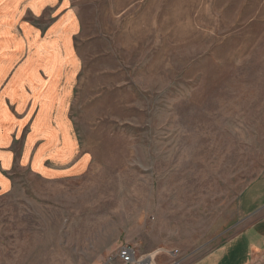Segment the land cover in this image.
<instances>
[{"label": "rangeland", "instance_id": "1", "mask_svg": "<svg viewBox=\"0 0 264 264\" xmlns=\"http://www.w3.org/2000/svg\"><path fill=\"white\" fill-rule=\"evenodd\" d=\"M71 3L69 114L86 163L44 177L16 162L0 264H123L124 245L136 264H193L264 213V0ZM52 14L31 19L44 38ZM259 226L241 263L264 264V246L248 247L264 244Z\"/></svg>", "mask_w": 264, "mask_h": 264}, {"label": "crops", "instance_id": "2", "mask_svg": "<svg viewBox=\"0 0 264 264\" xmlns=\"http://www.w3.org/2000/svg\"><path fill=\"white\" fill-rule=\"evenodd\" d=\"M48 10L54 13L55 22L47 26L46 40L31 19H40ZM79 26L71 0H0V188L9 184L8 173L16 162L44 177L72 173L86 163L69 114L77 73L72 37ZM10 107H16L22 119H15ZM25 127L16 160L12 144ZM255 187L260 191L264 180ZM247 193L242 203L246 214H252L256 209L247 205ZM261 224L264 213L227 244L193 264H248L247 257L243 263L239 260V249L247 240L246 232ZM262 246L250 243L248 247L253 251Z\"/></svg>", "mask_w": 264, "mask_h": 264}, {"label": "built area", "instance_id": "3", "mask_svg": "<svg viewBox=\"0 0 264 264\" xmlns=\"http://www.w3.org/2000/svg\"><path fill=\"white\" fill-rule=\"evenodd\" d=\"M117 257L123 262V264L140 263L137 259L134 249L128 245H124L119 249ZM112 261L113 258L111 257L105 262V264H110ZM144 264H149V260L146 261L145 259Z\"/></svg>", "mask_w": 264, "mask_h": 264}, {"label": "bare ground", "instance_id": "4", "mask_svg": "<svg viewBox=\"0 0 264 264\" xmlns=\"http://www.w3.org/2000/svg\"><path fill=\"white\" fill-rule=\"evenodd\" d=\"M152 256H153V255L150 253V255L147 256V258H148L147 260H151V259H152ZM149 263H150V262H149Z\"/></svg>", "mask_w": 264, "mask_h": 264}]
</instances>
